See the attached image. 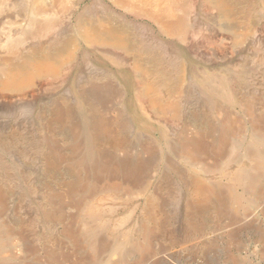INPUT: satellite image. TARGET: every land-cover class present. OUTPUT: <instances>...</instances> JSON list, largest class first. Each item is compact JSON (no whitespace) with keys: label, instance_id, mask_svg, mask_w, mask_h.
<instances>
[{"label":"rangeland","instance_id":"374dc122","mask_svg":"<svg viewBox=\"0 0 264 264\" xmlns=\"http://www.w3.org/2000/svg\"><path fill=\"white\" fill-rule=\"evenodd\" d=\"M125 1L129 2L127 3L129 6L127 4H124V6L119 5L116 3V0H65V11L58 15V18L56 16L53 18V21L55 19L53 25L54 27L52 26L53 28H51L49 31L36 37L32 36V31L34 29V20L39 19L35 10L36 6L40 3L51 5L54 0H9L8 4L4 5L0 9V81L10 73V71H8L9 65L7 63H4V57L10 56L12 58L14 56L16 58L13 59L15 62L22 61L23 58H25V56L27 55H32L37 58L48 57L50 60H52L53 57H56L55 55L57 53L64 49L67 41L79 38V40H75L78 47L74 51L73 61H71L61 71L62 78L47 80L43 82L41 81L39 82V84H37L38 86L35 85L34 87H32V89L18 91L16 93L12 90H0V93H3L2 95H0V188H2L1 190L5 193L7 200L6 207L3 210L2 222L8 224L9 226L12 225L14 229H20L21 226L23 227V230L25 228L24 232L27 235V241L29 245H31V243H34L35 247L39 248V263L43 264L46 255L44 249L46 247V249H50L53 247V249H57V252H61L62 248L64 250H70V248L72 247V244L69 243L68 239L63 234V230L66 228V225H68L70 221L69 215L80 218L76 226L78 228V231H80L85 237L88 238V235H85L86 228H84V225L87 226V224L89 223L88 216L85 213L87 212V210H85V208L78 209L73 205L67 207L65 209L63 220L57 223L49 222L45 219L44 216L47 211H56V201L60 199V196L58 197L56 195H50L49 193H47L48 189L56 190L55 192L57 194L58 190L61 191L63 189V184H65V182L67 183L76 181V179H78L80 184H82V182L86 181L87 176L85 177V175L87 174V172H89V179L87 182L88 185H90V188L87 186V189L82 193H77L78 198L82 196L86 198L88 194L91 193L92 185L95 183V165L98 166V164L102 163L103 157L101 156L104 155L105 151L109 149L111 153H114V157L116 158H120V155L123 156V154L132 155L133 159L135 158L134 160H136V157L138 159L144 156L143 152L146 151L145 147L151 146L153 144L151 146L154 155L151 160V166L153 168L150 167L151 169L149 168L147 174L150 175L151 180L150 183L147 184L145 194L140 193L133 198H128L132 201V204H130L129 207L124 208L119 206L118 203H114L113 205L111 203H106L101 208L100 197H91L88 199L89 201L86 202V204L89 203L88 205H90V209L97 207L101 208V211L98 214L99 217L93 219L94 221L91 220L90 223L94 225L95 228H97L94 231L96 235L98 234L96 238L104 237L103 239L104 241H106L105 250L101 253L96 262H92L90 264H112L115 261L120 264H157L154 263L155 260L153 261L151 259V262L149 259L143 263L135 261L138 256L137 253L139 254V243L142 240V225L144 223L142 211L144 209V204L146 203V196H148L149 194L154 195L155 197H157V194H159V196L162 195V199L160 197L161 200H159V196L157 197V199L161 202V207L163 208L164 212L167 211V213L171 215V223L175 238L173 240H169L166 235L163 240L161 239L160 243H170L167 246L169 247V249L171 248L170 252H172V254L174 253V258H172V261L177 262L176 264H264V199H261L259 202H252L248 200L245 195L246 189L243 185L235 187L234 192L236 194L239 193V195H235V198L232 201V206H235V204L238 205L237 203L242 206H244V204L247 205L248 209L244 210L245 214L243 215V219H241L240 222H235L234 220V222L227 221V225L225 223L223 225L224 228L220 229L221 232L223 230L222 233L219 229L210 227L206 228V231L209 229L211 230L204 232L202 238H200L201 240H199L200 242L198 241L199 243L186 239L185 233L190 229L189 223H191L192 218H194V215L191 214L192 212L188 207V204L191 202L190 200L195 199L191 189L189 188V183L192 181L193 177H202L206 183H209L210 181V183L214 184L215 182L216 186H222L220 187V189H223V187H226L228 184H230L231 179L229 176L226 177V175H220L215 171L210 172V174H203L202 171H200L202 169V166L192 164L187 159H184L179 155L181 151L180 149H182L181 141L183 142L185 140L184 137L187 132V129L185 128H187L189 125L194 126L196 124L194 128L196 127L208 131L210 135L209 139L212 140L213 143L215 142V146H219V142H217V136H219L221 132L222 121L224 120L225 116H228V114H232L239 118H242L241 120L245 123L244 125L246 126L245 130L247 133L241 142L240 139L242 138V134L239 135L240 137L236 134L239 138H237L235 142L238 143L241 153L240 154L238 152L237 156H239L240 154L239 157L242 158L243 152L245 150H248L249 147H255V151H257L256 149L258 148L264 149L262 148L264 147V141H261L260 139L258 140L253 135L252 125H250L251 122L249 121L247 110L245 108V104L248 103L253 106L255 113L256 111L257 113L261 112L260 114L264 116V0H243V4L240 5L243 6L244 4H247L249 6L246 7L249 10V21L253 20L255 22V24H253L255 29L257 26V29L255 30L256 35L253 37H249L245 43L241 44H237L235 41L236 31L234 27L238 26L239 23L241 26L244 22H239L240 20H237L238 18L236 16H233L232 18H224V16H222V13L218 11L214 0H182V2L181 0L173 1V7L175 8V12L171 17L173 19H176L182 15L181 13L183 12L179 9L181 5L186 2L193 5V9L191 12L192 15H190V23L191 25L194 24V28L189 31L191 34L188 33L185 37V40H180L179 38L169 37L165 35L161 32L157 24L154 23L149 17L140 15L138 13L136 14V12H134L132 8V5L130 4V0ZM228 1L235 3L241 2V0ZM143 6L148 5L143 4ZM215 20H217V23L215 22ZM225 20L227 22H225ZM84 21L92 24L94 28L100 29L108 28L111 26L125 27L129 31H133L136 36L138 35V39H141L142 41L144 38L147 39L149 37L151 38V40L153 39L156 42L164 43L167 46L169 53L165 54V52L159 50V48L155 47V45L147 43L149 42L147 41L145 43V46L151 49V51L157 58L152 59L147 54H142L140 58H144L143 61L145 63L148 62L146 63V65H150L152 69L154 67H159L155 65L158 63H160V66H162L159 67V70L161 71L160 73H158V76L154 75L149 77L147 81L149 85L158 82V80L160 79L159 77L164 76L163 74L165 73H167V76L165 77L166 82H171V84H174V80L179 77V71L181 69L183 70V81L181 88L184 91L179 98L182 103H185V101H187L185 99H187L188 97L190 99H193L192 103L190 102L189 104L188 112L183 115L184 123L180 119L172 118L169 115L162 116V114H158L156 112V114H154V111L147 102V97L144 93L145 84L142 83V78L136 74L135 69L133 68V58L128 57L124 53L112 48L89 45L86 41H84L80 32L82 23H84ZM241 21H243V19H241ZM226 23H228V25ZM206 29H208L207 31L209 32H207ZM9 37L12 39L22 40V47L19 51H14V53L11 54L8 53L5 44ZM211 44H214L216 46L214 47V45ZM222 45H226V47H223ZM231 52L233 53L231 54ZM247 63H251L250 66ZM235 74L236 77H234ZM228 82L229 84H227ZM212 83L214 86L216 84L218 85L214 87ZM110 84L112 87L110 86ZM239 85L242 86L239 87ZM216 88H218L219 91H217L218 89ZM226 88L229 90V95L227 94L228 91ZM210 93L212 94L210 95ZM158 95H163L166 101L172 99L169 96L170 94L165 89H163L162 92ZM203 96L205 97V99L203 98ZM197 97L199 98V100H197ZM224 97L226 101L224 100ZM253 98L255 102L253 101ZM212 99L213 101L211 102ZM217 100H219V102ZM213 104H215V106ZM209 107L212 110H210ZM57 108H63L64 110H66V117L61 124L56 123V120L54 119L56 117L55 113ZM194 112H198L200 116H195ZM193 115L195 117H192ZM163 117H165V119ZM168 118H170L169 120L171 121V123H168ZM108 119H114L116 121L118 120L117 127H119L120 130H118L117 133V141L119 139L121 142V145H119V147H117V141H106V139L104 138L105 135L101 133V128L104 126L103 120ZM186 119L187 121L191 120V122L185 123ZM98 122L102 123L101 127L100 125H98ZM210 123L214 128L212 132L207 129V124ZM167 129L169 131H167ZM14 130L15 132H13ZM140 133L144 136H142ZM148 134H150L151 136ZM215 134L217 135L215 136ZM182 135L183 138H181ZM128 139L131 141L129 142ZM250 143L255 145L253 146ZM179 144L181 147L179 146ZM242 145L243 149L241 148ZM51 148H56L57 156L59 155V153H62L59 157L62 159H60V163L56 168V171L49 170L46 165V157H48L49 153L52 151ZM77 149L81 150H79L78 152ZM235 149L233 150V152L235 151ZM140 150L142 151V153H140ZM154 151H156V153ZM207 154L209 155V157H211V153ZM80 155H84V160L82 159L83 156L81 157ZM67 156L70 159H68ZM209 157H207L208 160H211L209 159ZM162 158L165 162V165L168 164V167H165ZM179 160H181V162ZM77 161H81L84 164V167L82 169L76 168ZM8 164H10L11 166ZM161 165L163 166V168ZM235 166V162L229 164V168L231 170H235ZM87 167L88 169H91H89L88 171L86 170ZM246 167L249 166L246 165ZM166 169L168 170L166 171ZM167 172L168 174H166ZM117 177L119 178V175L116 174L115 178ZM98 179L100 181H98ZM98 179L97 181L99 183L105 184L108 178L102 176ZM139 180L137 182L138 185H143V178H139ZM184 182L188 184L186 185ZM150 189L153 190L151 191ZM13 191L15 194L13 193ZM155 193L157 194L155 195ZM242 196H244V201L239 200V198H241ZM38 207L41 208L38 209ZM17 208H20L22 217H17L14 215ZM43 209L45 210L43 211ZM119 213L120 215H118ZM128 213L129 215L125 216ZM105 217H107L108 220ZM205 218L206 215L200 219L202 220ZM260 220L262 223L260 222ZM122 223L124 226L122 225ZM231 223L235 224L232 225ZM49 226L51 229H49ZM253 227L255 228V230ZM105 228H108L109 230H106ZM130 230L132 231V233H130ZM89 240H91L90 237ZM132 240L136 242H133ZM205 240L208 244L205 243ZM131 243H133L134 245ZM90 244L91 243H87V248L83 249L80 253L86 254L88 252V249H90L91 247ZM22 245L23 243H20V241H17L16 239H6L4 247L7 249L6 254H12V257L9 258L12 264H14V262L15 264H20L19 261H21V264H23L22 260L18 259L20 258L19 254ZM154 255L156 257L159 256L158 246L154 250ZM120 257H123L122 260L120 259ZM34 258L35 257L32 258V256L29 257V254H27V259L29 261L32 262ZM233 260H235V263H233ZM52 264L58 263L56 262Z\"/></svg>","mask_w":264,"mask_h":264},{"label":"bare ground","instance_id":"6f19581e","mask_svg":"<svg viewBox=\"0 0 264 264\" xmlns=\"http://www.w3.org/2000/svg\"><path fill=\"white\" fill-rule=\"evenodd\" d=\"M9 0H0V9L8 4ZM115 1V0H114ZM173 1L174 0H130V4L132 5V8L136 14L144 15L146 17H149L154 23L157 24L159 29L162 33L169 37H176L180 40H185V37L187 36L189 31L194 28V24L191 25L190 23V15L193 9V5L190 3H184L179 7V9L183 12L182 15L178 18H171L172 15L175 12V8L173 7ZM215 4L217 6L218 11L222 13V16L224 18H229L236 16L240 20L239 22L243 25L240 26V23L238 26L234 27L236 31V37L235 41L237 44L245 43L249 37H253L256 35V29L253 24L255 22L253 20L249 21L248 14L249 10L246 7H249L247 4H244L243 6H240L243 4V0L239 3L230 2L228 0H214ZM14 2V1H13ZM126 2V3H125ZM182 2V0H181ZM261 2V1H260ZM116 3L119 5H126L127 1L125 0H116ZM115 3V4H116ZM176 3V2H175ZM264 3V1H263ZM65 0H54L51 5L46 4H37L36 6V13L39 19L34 20V29L32 31V36H39L43 33H46L54 26L53 18L56 16L58 18V15L63 13L65 11ZM142 4V5H141ZM143 4H147L148 6H143ZM249 4V3H248ZM128 5V4H127ZM247 5V6H245ZM264 5V4H263ZM129 6V5H128ZM215 6V5H214ZM127 7V6H126ZM179 11V10H178ZM133 12V11H132ZM215 14V12H214ZM251 14V13H250ZM257 16V14H256ZM254 17V16H253ZM259 17V16H258ZM262 17V16H261ZM216 18V17H215ZM223 18V17H222ZM248 18V19H247ZM257 18V17H256ZM208 19V18H207ZM243 19V21H241ZM262 19V18H261ZM236 20V19H235ZM260 20V19H258ZM193 21V20H192ZM217 20H215L216 22ZM224 21V20H221ZM196 22V21H195ZM194 22V23H195ZM225 22H227L225 20ZM238 22V21H237ZM253 22V23H252ZM193 23V22H192ZM217 23V22H216ZM222 24V23H221ZM228 25V23H226ZM236 24V23H235ZM257 24V23H256ZM53 26V27H52ZM205 28V27H204ZM217 28V27H216ZM226 28V27H225ZM232 28V27H231ZM233 28V30H234ZM209 29V28H208ZM206 29V31L208 30ZM221 29V28H220ZM214 30V28H213ZM229 30V29H228ZM231 31V29H230ZM81 36L89 45L91 46H102L107 48H112L117 51H120L124 53L128 57H132L134 62V69L136 74L142 78L143 82L145 84V95L147 97V102L149 103L150 107L153 109L154 114H162L163 115H169L172 118H178L183 122V115L188 112V107L190 102L192 103L193 99H190L189 97L185 100V103H182L180 100V96L182 92L184 91L182 86L183 81V70L181 69L179 72V77L174 80L175 83L171 84L166 82L165 77L167 76V73L163 74L164 76L159 77L160 79L155 84L149 85L147 83L149 77L151 76H158V73H160L161 70H159L160 63L155 64L159 67H154L153 69L150 67V65H146L148 62H144L141 57L142 54L149 55L152 59L157 58L151 49L145 46V43H151L155 45V47H158L159 50L162 52H165V54L169 53L167 46L164 43L156 42L151 38H144L143 41L141 39H138V35L133 31H129L125 27H115L111 26L108 28H94L92 24H90L87 21H84L82 23L81 27ZM209 32V31H207ZM233 33V32H231ZM191 34V33H190ZM147 35V34H146ZM200 35V34H199ZM190 36V35H189ZM213 36V35H212ZM261 36V35H260ZM79 37V36H78ZM220 37V36H219ZM227 38V37H226ZM72 39V38H69ZM75 40H79L75 39ZM75 40H69L66 43V46L62 51L57 53L53 57L52 60H50L48 57H41L37 58L32 55H27L25 58H23L22 61L15 62L13 59L14 56L11 58L10 56L4 57V63H7L9 65L8 71L10 73L8 76L4 77L0 81V90H12L18 92L23 90L32 89L35 85L39 84V82L47 81V80H55L62 78L61 71L63 68H65L71 61H73L74 51L77 49L78 45ZM232 40V39H231ZM252 40V39H251ZM256 40V39H255ZM259 40V39H258ZM24 41V40H23ZM159 41V40H158ZM161 41V40H160ZM220 41V40H219ZM225 41V40H224ZM211 42V41H210ZM223 42V41H222ZM252 42V41H251ZM182 43V42H181ZM187 43V42H186ZM190 43V42H188ZM256 43V42H255ZM148 45V44H147ZM214 45V44H211ZM210 45V46H211ZM229 45V44H227ZM6 49L8 50V53H14V51H19L22 47V40L20 39H12L9 37L6 44ZM216 45H214L215 47ZM223 47L226 45H222ZM235 46V45H234ZM213 47V46H212ZM213 49V48H212ZM217 49V48H216ZM222 49V48H221ZM227 49V48H226ZM234 49V48H233ZM232 49V50H233ZM237 49V48H236ZM79 51V50H78ZM231 51V50H230ZM233 52H231L232 54ZM237 53V52H236ZM230 55V54H229ZM19 56V55H18ZM23 56V55H22ZM226 56V55H225ZM247 56V55H246ZM249 56V55H248ZM21 57V56H20ZM162 57V56H161ZM18 58V57H17ZM52 58V57H51ZM249 58V57H248ZM16 59V58H15ZM231 59V57H230ZM250 59V58H249ZM132 60V61H133ZM120 61V60H118ZM184 61V60H183ZM229 62V61H228ZM252 62V61H251ZM120 63V62H119ZM154 63V62H153ZM181 64V63H180ZM244 64V63H243ZM250 64L251 63H247ZM253 64V63H252ZM130 65V64H129ZM128 65V66H129ZM164 66V65H163ZM240 67V66H239ZM252 67V66H251ZM237 68V67H236ZM235 68V69H236ZM165 69V68H164ZM249 69V68H248ZM132 70V69H131ZM166 70V69H165ZM185 71V70H184ZM177 72V71H176ZM175 72V73H176ZM231 72V70H230ZM63 73V72H62ZM215 74V73H214ZM228 74V73H227ZM234 74V73H233ZM2 75V74H1ZM160 75V74H159ZM245 75V74H244ZM169 76V75H168ZM209 76V75H208ZM212 76V75H211ZM239 76V75H238ZM236 77V74L234 75ZM233 77V78H234ZM248 77V76H247ZM229 78V77H227ZM242 78V77H241ZM158 79V78H157ZM172 79V78H171ZM220 79V78H219ZM218 79V80H219ZM223 79V78H222ZM240 79V78H239ZM152 80V79H151ZM217 80V79H216ZM226 80V79H225ZM233 80V79H232ZM238 80V79H237ZM248 80V79H247ZM185 81V80H184ZM210 81V80H209ZM208 81V82H209ZM214 81V78H213ZM250 81V80H249ZM61 82V81H60ZM155 82V80H154ZM169 82V81H168ZM216 82V81H215ZM219 82V81H218ZM217 82V83H218ZM141 83V84H142ZM226 83V82H225ZM235 83V81H234ZM240 83V82H239ZM249 83V82H248ZM254 83V82H253ZM60 84V83H59ZM215 84V83H214ZM229 84V82L227 83ZM250 84V83H249ZM185 85V84H184ZM208 85V84H207ZM213 85V83H212ZM218 85V84H216ZM215 85V86H216ZM221 85V84H219ZM236 85V84H235ZM38 86V85H37ZM111 86V84H110ZM189 86V85H188ZM209 86V85H208ZM214 86V85H213ZM214 86V87H215ZM242 86V85H241ZM239 85V87H241ZM244 86V85H243ZM246 86V85H245ZM249 86V85H248ZM112 87V86H111ZM227 87V86H226ZM238 87V86H237ZM114 88V87H113ZM221 88V87H220ZM243 88V87H242ZM165 89L170 94L169 96L172 98L169 101H166L162 96L158 95L162 92V90ZM207 89V88H205ZM218 89V88H216ZM223 89V88H222ZM225 89V88H224ZM227 89V88H226ZM231 90V89H230ZM188 91V90H186ZM185 91V92H186ZM190 91V90H189ZM213 91V90H212ZM219 91V89L217 90ZM222 91V90H221ZM227 94L229 95V90L227 89ZM246 91V90H245ZM256 91V90H255ZM264 91V90H263ZM33 92V91H32ZM35 92V91H34ZM118 92V91H117ZM211 92V91H210ZM224 92V90H223ZM247 92V91H246ZM245 92V93H246ZM252 92V91H251ZM8 93V92H7ZM6 93V94H7ZM238 93V92H237ZM258 93V92H257ZM263 93V92H262ZM3 94V93H2ZM0 93V95H2ZM25 94V93H24ZM23 94V95H24ZM206 94V92H205ZM212 93H210L211 95ZM216 94V93H215ZM264 94V93H263ZM5 95V94H4ZM3 95V96H4ZM123 95V94H122ZM191 95V94H190ZM224 95V94H223ZM245 95V94H244ZM16 96V95H15ZM121 96V95H120ZM119 96V97H120ZM139 96V95H138ZM141 96V95H140ZM209 96V95H208ZM14 97V96H13ZM18 97V96H17ZM117 97V96H116ZM122 97V96H121ZM144 97V96H143ZM183 97V96H182ZM210 97V96H209ZM215 97V96H214ZM223 97V96H222ZM256 97V95H255ZM263 97V95H262ZM196 98V97H195ZM205 99V97L203 96ZM202 98V99H203ZM221 98V97H220ZM216 98V99H220ZM227 98V96H226ZM120 99V98H119ZM209 99V98H208ZM230 99V98H229ZM262 99V98H261ZM260 99V100H261ZM139 100V99H138ZM143 100V98H142ZM197 100L199 98L197 97ZM225 100V97H224ZM251 100V99H250ZM257 100V99H256ZM259 100V99H258ZM263 100V99H262ZM141 101V100H140ZM213 99L211 100V102ZM219 102V100H217ZM226 101V100H225ZM230 101V100H229ZM237 101V100H236ZM253 101L255 102L254 98ZM65 102V101H64ZM215 102V101H214ZM213 102V103H214ZM231 102V101H230ZM234 102V101H233ZM243 102V101H242ZM253 102V103H254ZM210 103V102H209ZM229 103V102H228ZM252 103V104H253ZM258 103V102H257ZM260 103V102H259ZM186 106H184V105ZM223 104V103H222ZM230 104V103H229ZM256 104V103H255ZM60 105V104H59ZM144 105V104H143ZM210 105V104H209ZM208 105V106H209ZM215 106V104H213ZM227 105V104H226ZM235 105V104H234ZM220 106V105H219ZM233 106V104H232ZM238 106V105H237ZM240 106V105H239ZM57 107V106H56ZM63 107V106H62ZM213 107V106H212ZM242 107V106H241ZM264 107V106H263ZM148 108V106H147ZM202 108V107H201ZM210 108V107H209ZM231 108V106H230ZM245 108L247 110V114L249 117V121L251 122L250 125H252V132L253 135L259 140L264 141V116L259 113L254 112V108L252 105L246 103ZM244 108V109H245ZM256 108V107H255ZM204 109V108H203ZM229 109V108H228ZM243 109V108H242ZM210 110H212L210 108ZM235 110V109H234ZM200 111V110H199ZM203 111V110H202ZM214 111V110H213ZM156 112V113H155ZM190 112V111H189ZM193 112V111H191ZM237 112V111H236ZM153 113V112H152ZM204 113V112H203ZM235 113V112H234ZM263 113V112H262ZM195 116H200L198 112H194ZM239 114V113H238ZM123 115V114H122ZM147 115V114H146ZM244 115V114H243ZM56 116V117H55ZM55 120L56 123H62L63 120L66 117V110L63 108H57L55 113ZM114 116V115H113ZM194 115L192 117H195ZM207 116V115H206ZM215 116V115H214ZM115 117V116H114ZM160 117V116H159ZM217 117V116H216ZM246 117V116H245ZM247 117V118H248ZM105 118V117H104ZM165 119V117H163ZM52 119V118H51ZM151 119V118H150ZM168 118V123L171 121ZM188 119V118H187ZM185 121V123H190L191 120ZM201 119V118H200ZM219 119V118H218ZM242 118H239L235 115L228 114V116L224 117V120L222 121V128L221 132L219 134L217 142H219V146H215L212 140L209 139L210 135L208 131L205 129H199L194 128V126H188L186 135L184 137V141H181L182 149H180L179 155L183 157L184 159H187L190 163L195 164L197 166H202L203 174H210V172H217L220 175H226L230 177V184H228L226 187H223V189H220L222 186H216L215 182L213 183H206L205 180L201 177H193L192 181L189 180V188L191 189L195 199L190 200L191 202L188 204V207L191 214L194 215V218H192L191 223H189L190 229L185 233V237L188 240L196 241L198 242L201 240L204 232L206 231V228H215V229H221L224 228V224L227 221H235L240 222L241 219H243V215L245 214L244 210H247V205L244 204V206L235 204V206H232V201L235 198V195H239V193H235L234 189L237 186L243 185L245 190V195L248 198V200L252 202H259L261 199H264V149H256L255 147H249L248 150H245L242 154V158H240V147L238 146V143L235 142L237 138H239L240 134H242V138L240 139V142L243 140V138L246 136V126L245 123L241 120ZM47 120V119H46ZM163 120V119H162ZM175 120V119H174ZM51 121V120H50ZM66 121V120H65ZM165 121V120H164ZM173 121V120H172ZM180 121V124H181ZM196 121V120H195ZM202 121V120H201ZM18 122V120H17ZM118 120L114 119H108L103 120V127L101 128V133L104 134V138L106 141H117L118 137ZM120 122V121H119ZM124 122V120H123ZM197 122V121H196ZM95 123V122H94ZM175 123V122H174ZM184 123V122H183ZM182 123V124H183ZM203 123V122H202ZM48 124V123H47ZM96 124V123H95ZM94 124V125H95ZM116 124V125H115ZM46 125V124H45ZM58 125V124H57ZM98 125H102L101 122H98ZM216 125V124H215ZM221 125V124H220ZM248 125V124H247ZM22 126V125H21ZM49 126V125H48ZM93 126V125H92ZM96 126V125H95ZM207 129L212 132L213 125L207 124ZM245 126V127H244ZM249 126V125H248ZM26 127V126H25ZM24 127V128H25ZM121 127V126H120ZM203 127V126H202ZM97 128V127H96ZM167 128V127H166ZM250 128V127H249ZM21 129V128H20ZM48 129V128H47ZM182 129V128H181ZM218 129V128H217ZM216 129V130H217ZM99 130V129H97ZM251 130V129H250ZM49 131V130H48ZM94 131V130H93ZM122 131V130H121ZM167 131H169L167 129ZM219 131V130H218ZM217 131V132H218ZM15 132V130L13 131ZM76 132V131H75ZM184 132V131H182ZM236 132V133H235ZM249 132V131H248ZM251 132V133H252ZM93 133V132H92ZM142 133V132H141ZM140 133V134H141ZM167 133V132H166ZM170 133V132H169ZM145 134V133H144ZM182 134V133H181ZM239 137H237V135ZM14 135V133H13ZM17 135V134H16ZM94 135V134H93ZM142 135V134H141ZM150 135V134H148ZM165 135V134H164ZM217 134H215L216 136ZM144 136V135H142ZM151 136V135H150ZM248 136V135H247ZM94 137V136H93ZM153 137V136H152ZM181 137V136H180ZM91 138V137H90ZM140 138V137H139ZM163 138V137H162ZM176 138V137H175ZM183 138V135L182 137ZM156 139V138H155ZM129 140V139H128ZM141 140V139H140ZM139 140V141H140ZM157 140V139H156ZM171 140V139H170ZM214 140V139H213ZM257 140V141H258ZM55 141V140H54ZM131 140H129L130 142ZM168 141V139H167ZM179 141V140H178ZM216 141V139H215ZM249 141V140H248ZM94 142V141H93ZM136 142V141H135ZM134 142V143H135ZM143 142V140H142ZM154 142V141H152ZM156 142V141H155ZM170 142V141H169ZM75 143V142H74ZM148 143V142H147ZM150 143V142H149ZM246 143V142H245ZM244 143V144H245ZM249 143V142H248ZM152 144V143H151ZM150 144V145H151ZM157 144V143H156ZM252 144V143H250ZM94 145V144H93ZM121 145L120 140L117 141V147ZM127 145V144H126ZM130 145V144H129ZM142 145V144H141ZM146 145V143H145ZM153 145V144H152ZM151 145V146H152ZM166 145V144H165ZM253 146L255 144H252ZM56 146V145H55ZM108 146V145H107ZM147 146L146 151L143 152L144 156L140 157L136 160L133 159L132 155H120V158L114 157V153L110 152L109 149L105 151L103 157L102 163L98 164V166L95 165V183L92 185L91 193L88 194V196L80 197L78 198L77 193H82L84 190L87 189L88 185V174L85 175L87 178L85 182H80L78 179L76 181L71 182H65L63 184V189L61 191L58 190V193L56 194V190H49L47 193L50 195H56L60 196V199L56 201V211L53 210L45 211V219L49 222H59L63 220V217L65 215V209L67 207H70L73 205L74 207L80 209L85 208L87 210L86 215L88 216V224L87 226L84 225V228H86V234L88 235V238L85 237L80 231H78V228L76 226L77 222H79L80 218L71 216L70 221L68 225H66V228L63 230L64 236L68 239L69 243L72 244V247L70 250H64L61 249V252H57V249H44L46 255L44 259L43 264H52V263H58V264H90L94 263L98 260L101 253L106 248V241H104L103 238H96L97 235L94 232L95 226L90 223V221H94L93 219H96L99 217L100 209L106 204L111 203L112 205L114 203H118L119 206L122 208L129 207L130 204H132V201L128 198H133L137 196L140 193L145 194L147 189V184L150 183L151 177L148 174L149 168L152 167L151 160L153 158V151L152 147ZM180 146V144H179ZM78 147V146H77ZM181 147V146H180ZM243 145L241 146V148ZM248 147V146H247ZM50 148V147H49ZM122 148V147H121ZM175 148V147H174ZM236 148V149H235ZM264 148V147H262ZM94 149V148H93ZM120 149V148H119ZM138 149V148H136ZM154 149V148H153ZM161 149V148H160ZM163 149V147H162ZM166 149V148H165ZM173 149V148H172ZM235 151L233 152V150ZM243 149V148H242ZM51 152L49 153L48 157H46V165L47 168L51 171H56V168L59 166V161L62 158H59L62 153H59L57 156L56 154V148H51ZM78 150V149H77ZM81 150V149H79ZM78 150V152H79ZM95 150V149H94ZM129 150V149H128ZM59 151V150H58ZM84 151V149H83ZM100 151V150H99ZM127 151V150H125ZM124 151V152H125ZM136 151V150H135ZM141 151V150H140ZM161 151V150H160ZM166 151V150H165ZM231 151V152H229ZM74 152V151H73ZM156 153V151H154ZM168 152V151H167ZM172 152V150H171ZM174 152V151H173ZM238 152L240 153L239 156H237ZM2 153V152H1ZM85 153V152H84ZM128 153V152H127ZM126 153V154H127ZM142 153V151L140 152ZM163 153V152H162ZM175 153V152H174ZM207 153H211V157ZM99 154V153H98ZM116 154V153H115ZM122 154V153H121ZM166 154V153H165ZM173 154V153H172ZM176 154V153H175ZM5 155V154H4ZM3 155V156H4ZM46 155V154H45ZM119 155V154H117ZM143 155V154H142ZM174 155V154H173ZM208 155V156H206ZM81 156V155H80ZM83 156V157H82ZM82 159L84 158V155H82ZM125 156V157H124ZM164 156V155H162ZM161 156V157H162ZM177 156V155H176ZM100 157V158H101ZM172 157V156H171ZM211 160H208V158ZM64 158V156H63ZM68 158V156H67ZM75 158V157H74ZM164 158V157H163ZM162 158V160H163ZM170 158V157H168ZM70 159V158H68ZM175 159V158H174ZM84 160V159H83ZM82 160V161H83ZM134 160V161H133ZM181 162V160H179ZM206 161V163H205ZM164 162V160H163ZM171 162V161H170ZM177 162V161H176ZM232 162H235V170H231L229 168V164ZM88 163V162H87ZM86 164V163H85ZM97 164V163H96ZM170 164V163H169ZM173 164V163H172ZM10 165V164H8ZM87 165V164H86ZM85 165V166H86ZM165 165V162H164ZM168 165V164H167ZM165 165V167L167 166ZM248 165L249 167H246ZM11 166V165H10ZM88 166V165H87ZM91 166V165H90ZM160 166V165H159ZM162 166V165H161ZM181 166V165H180ZM183 166V165H182ZM84 167V164L81 161L76 162V168L82 169ZM164 167V168H165ZM168 167V166H167ZM176 167V166H175ZM196 167V166H195ZM153 168V167H152ZM163 168V166H162ZM170 168V167H169ZM186 168V167H185ZM46 169V168H45ZM44 169V170H45ZM91 169V168H89ZM88 167L86 170H88ZM121 169V173H120ZM151 169V168H150ZM161 169V168H160ZM75 170V169H74ZM73 170V171H74ZM85 170V169H84ZM168 169H166L167 171ZM173 171V170H171ZM186 171V169H185ZM49 172V171H48ZM83 172V171H82ZM160 172V171H159ZM165 172V171H164ZM163 172V173H164ZM175 172V171H174ZM177 172V171H176ZM52 173V172H50ZM49 173V174H50ZM84 173V172H83ZM11 174V173H9ZM81 174V173H80ZM116 174L119 175V178H115ZM168 174V172L166 173ZM165 174V175H166ZM14 175V174H13ZM55 175V174H54ZM74 175V174H72ZM161 175V174H160ZM212 175V174H211ZM80 176V175H79ZM105 176L107 177V182L105 184H101L98 181H100L98 178ZM175 176V175H174ZM214 176V175H213ZM94 177V176H93ZM157 177V176H156ZM166 177V176H165ZM216 177V176H215ZM21 178V177H20ZM92 178V177H91ZM139 178H143V182L141 186L138 185ZM164 178V177H163ZM161 178V179H163ZM169 178V177H168ZM183 178V177H182ZM210 178V177H209ZM225 178V177H222ZM50 179V177H49ZM52 179V178H51ZM98 179V181H97ZM174 179V178H173ZM177 179V178H176ZM26 180V179H25ZM30 180V179H29ZM72 180V179H71ZM93 181V180H92ZM140 181V180H139ZM157 181V180H156ZM160 181V180H159ZM162 181V180H161ZM184 181V180H183ZM223 181V180H222ZM49 182V181H48ZM154 182V181H153ZM166 182V181H165ZM187 182V181H185ZM184 182V183H185ZM219 182V181H217ZM229 182V181H228ZM1 183V182H0ZM93 183V182H92ZM155 183V182H154ZM159 183V182H158ZM174 183V182H173ZM7 184V183H6ZM90 184V183H89ZM153 184V183H152ZM186 184V183H185ZM188 184V183H187ZM186 184V185H187ZM223 184V183H222ZM10 185V184H9ZM50 185V184H49ZM226 185V184H225ZM17 186V185H16ZM37 186V185H36ZM151 186V185H150ZM155 186V185H154ZM158 186V185H157ZM3 187V186H2ZM20 187V186H19ZM50 187V186H49ZM15 188V187H14ZM90 188V187H89ZM0 188V264H12L9 258L12 257L11 253L6 254L7 249L4 247L6 239H16L17 241L22 242V248L20 249V254L18 258L19 260H22L23 264H40L39 263V254L38 249L35 247L34 243L29 245L27 241V235L25 234L23 227L21 226L20 229H14L11 226H9L6 223H3V210L6 207V195ZM27 189V188H26ZM39 189V187H38ZM149 189V187H148ZM241 189V188H240ZM43 190V189H42ZM46 190V189H45ZM151 190V189H150ZM153 190V189H152ZM151 190V191H152ZM10 191V190H9ZM17 191V190H16ZM23 191V190H22ZM21 191V192H22ZM8 192V191H7ZM12 192V191H11ZM41 192V191H40ZM45 192V191H44ZM244 192V190H243ZM14 193V191H13ZM12 193V194H13ZM28 193V192H27ZM34 193V192H33ZM37 193V192H36ZM148 193V191H147ZM146 193V194H147ZM151 193V192H150ZM189 193V192H188ZM224 193V194H223ZM15 194V193H14ZM42 194V193H41ZM157 193H155L156 195ZM190 194V193H189ZM241 194V192H240ZM33 195V194H32ZM85 195V194H82ZM142 195V194H141ZM12 196V195H11ZM159 194H157V197ZM241 196V195H240ZM13 197V196H12ZM45 197V196H44ZM95 198L100 197L101 200V208H93L90 209L88 204L89 198ZM144 197V195H143ZM154 195H148L146 196V203L144 204V209L142 211L143 217H144V223L142 225V240L139 243V254L137 253L136 262H146V260H155L154 263L157 264H176L177 262H173L172 258H174V253L170 252L171 248L167 246L168 244L160 243L161 239L163 240L164 237H166L169 240H173L175 238L174 230L171 223V215L166 212H164L163 208L161 207V202L159 200L162 199V195L159 196V200ZM161 197V199H160ZM238 197V196H237ZM242 196L239 198V200H243ZM10 198V197H9ZM51 198V197H50ZM124 198V199H123ZM127 198V199H126ZM138 198V197H137ZM189 198V197H188ZM54 199V198H53ZM144 199V198H143ZM11 200V199H10ZM48 200V199H47ZM133 200V199H132ZM165 200V198H164ZM237 200V199H236ZM31 201V200H30ZM34 201V200H33ZM244 201V200H243ZM246 201V200H245ZM9 202V201H8ZM46 202V201H45ZM247 202V201H246ZM20 203V202H19ZM48 203V202H47ZM54 203V201H53ZM91 203V202H90ZM135 203V202H134ZM141 203V202H140ZM144 203V202H143ZM165 203V202H164ZM261 203V202H260ZM36 204V203H35ZM38 204V203H37ZM42 204V203H39ZM92 204V203H91ZM247 204V203H246ZM252 204V203H251ZM48 205V204H47ZM55 205V204H53ZM96 205V202H95ZM255 205V204H253ZM10 206V205H9ZM32 206V204H31ZM49 206V205H48ZM46 206V207H48ZM107 206V205H106ZM111 206V205H109ZM240 206V207H238ZM11 207V206H10ZM136 207V206H135ZM134 207V209H135ZM139 207V206H138ZM164 207V206H163ZM255 207V206H254ZM41 207H38V209ZM50 208V207H49ZM48 208V209H49ZM54 208V207H53ZM257 208V207H256ZM260 208V207H258ZM263 208V207H262ZM37 209V210H38ZM51 209V208H50ZM131 209V208H129ZM14 210V209H13ZM45 209H43L44 211ZM82 210V209H81ZM112 210V209H111ZM116 210V209H115ZM261 210V209H258ZM140 211V210H138ZM257 211V210H256ZM39 212V211H36ZM175 212V211H174ZM72 213V212H71ZM116 213V212H115ZM118 213V212H117ZM122 213V212H121ZM127 213V212H126ZM248 213V212H247ZM252 213V211H251ZM256 213V212H255ZM253 213V214H255ZM258 213V212H257ZM75 214V213H73ZM82 214V213H81ZM103 214V213H102ZM132 214V213H131ZM15 216L22 217L21 216V210L20 208H17L15 211ZM44 215V214H43ZM79 215V214H78ZM83 215V214H82ZM120 215V213L118 214ZM126 214L125 216H128ZM133 215V214H132ZM135 215V213H134ZM174 215V214H173ZM206 215L205 219H200ZM106 216V215H105ZM115 216V215H114ZM124 216V215H122ZM249 216V214H248ZM253 217V216H252ZM263 217V216H262ZM82 218V217H81ZM107 218V217H105ZM128 218V217H127ZM196 218V219H195ZM248 218V217H247ZM43 219V218H42ZM90 219V220H89ZM240 219V220H238ZM255 219V218H254ZM259 219V218H258ZM24 220V219H23ZM45 220V221H46ZM87 220V219H86ZM106 220V219H105ZM108 220V218H107ZM111 220V218H110ZM113 220V219H112ZM131 220V219H130ZM263 220V219H262ZM100 221V220H99ZM104 221V220H103ZM134 221V220H133ZM233 221V222H234ZM248 221V220H247ZM254 221V220H253ZM20 222V221H19ZM87 222V221H86ZM109 222V221H107ZM252 222V221H251ZM258 222V220H257ZM261 222V220H260ZM17 223V222H16ZM99 223V222H98ZM120 223V222H119ZM118 223V224H119ZM140 223V222H139ZM262 223V222H261ZM83 224V223H82ZM100 224V223H99ZM102 224V223H101ZM131 224V223H129ZM232 224V223H231ZM230 224V225H231ZM235 224V223H234ZM232 224V225H234ZM264 224V223H263ZM44 225V224H43ZM53 225V224H52ZM105 225V224H104ZM112 225V224H111ZM123 225V223H122ZM138 225V224H137ZM229 225V226H230ZM261 225V224H260ZM51 226V225H50ZM49 226V229H51ZM54 226V225H53ZM64 226V224H63ZM108 226V225H107ZM124 226V225H123ZM130 226V225H129ZM133 226V225H132ZM135 226V224H134ZM257 226V225H256ZM264 226V225H263ZM80 227V226H79ZM60 228V227H59ZM102 228V227H101ZM129 228V227H128ZM127 228V229H128ZM252 228V227H251ZM254 228V227H253ZM106 229V228H105ZM108 229V228H107ZM106 229V230H107ZM137 229V228H136ZM233 229V228H232ZM238 229V228H237ZM245 229V228H244ZM262 229V228H261ZM109 230V229H108ZM132 230V229H131ZM130 230V231H131ZM211 230V229H209ZM207 230V231H209ZM213 230V229H212ZM231 230V229H230ZM255 230V228H254ZM259 230V229H258ZM62 231V230H61ZM99 231V230H98ZM206 231V232H207ZM214 231V230H213ZM217 231V230H216ZM234 231V230H233ZM237 231V230H236ZM245 231V230H244ZM264 231V230H263ZM44 232V231H43ZM124 232V230H123ZM221 232V230H220ZM223 232V230H222ZM221 232V233H222ZM261 232V231H260ZM33 233V232H32ZM46 233V232H45ZM62 233V232H61ZM132 233V231L130 232ZM54 234V233H53ZM56 234V233H55ZM62 234V235H63ZM239 234V233H238ZM104 235V234H102ZM243 235V232H242ZM130 236V234H129ZM132 236V235H131ZM140 236V235H139ZM232 236V235H231ZM259 236V235H258ZM262 236V235H261ZM42 237V236H40ZM48 237V236H47ZM55 237V236H54ZM89 237L91 240H89ZM107 237V235H106ZM112 237V236H111ZM116 237V236H115ZM233 237V236H232ZM58 238V237H57ZM56 238V239H57ZM118 238V236H117ZM131 238V237H130ZM134 238V237H133ZM140 238V237H139ZM234 238V237H233ZM236 238V237H235ZM52 239V238H51ZM50 239V240H51ZM62 239V238H61ZM239 239V238H238ZM55 240V239H54ZM106 240V239H105ZM127 240V239H126ZM231 240V239H230ZM262 240V239H260ZM32 241V240H31ZM108 241V240H107ZM119 241V240H118ZM117 241V242H118ZM133 241V240H132ZM138 241V240H137ZM203 241V240H202ZM214 241V240H213ZM229 241V240H228ZM64 242V241H63ZM136 242V241H133ZM169 242V241H168ZM200 242V241H199ZM198 242V243H199ZM208 242V241H207ZM232 242V241H231ZM43 243V242H41ZM57 243V242H56ZM87 243H91L90 249H88V252L86 254L80 253L83 249L87 248ZM111 243V242H109ZM113 243V242H112ZM128 243V242H127ZM202 243V242H201ZM200 243V244H201ZM206 243V240H205ZM217 243V242H216ZM262 243V242H261ZM69 244V245H70ZM133 244V243H131ZM137 244V243H136ZM195 244V242H194ZM208 244V243H206ZM12 245V244H11ZM19 245V244H18ZM128 245V244H126ZM134 245V244H133ZM192 245V244H191ZM190 245V246H191ZM199 245V244H198ZM197 245V246H198ZM243 245V244H242ZM15 246V245H14ZM38 246V245H37ZM44 246V245H43ZM58 246V245H57ZM67 246V245H66ZM71 246V245H70ZM138 246V245H137ZM158 246L159 250V256L156 257L154 255V250ZM200 246V245H199ZM198 246V247H199ZM215 246V244H214ZM13 247V246H12ZM61 247V246H60ZM119 247V246H117ZM121 247V246H120ZM128 247V246H127ZM133 247V246H132ZM171 247V246H170ZM37 248V250H36ZM69 248V247H68ZM89 248V247H88ZM131 248V247H130ZM124 249V248H123ZM217 249V248H216ZM231 249V248H230ZM10 250V249H9ZM41 250V249H40ZM59 250V249H58ZM131 250V249H130ZM43 251V252H44ZM87 251V250H86ZM122 251V249H121ZM129 251V249H128ZM182 251V250H181ZM9 252V251H8ZM14 252V251H13ZM156 252V251H155ZM176 252V251H175ZM41 253V252H40ZM108 253V252H107ZM130 253V252H129ZM136 253V252H135ZM183 253V252H181ZM215 253V252H214ZM230 253V252H229ZM232 253V252H231ZM251 253V252H250ZM27 254H29V257L32 256L35 257L34 260L31 262L27 259ZM43 254V253H42ZM104 254V253H103ZM179 254V253H178ZM235 254V253H234ZM254 254V253H253ZM127 255V254H125ZM129 255V254H128ZM191 255V254H190ZM195 255V254H193ZM233 255V254H232ZM15 256V255H14ZM41 256V255H40ZM118 256V255H116ZM115 256V257H116ZM124 256V255H123ZM136 256V254H135ZM192 256V255H191ZM199 256V255H197ZM205 256V255H204ZM239 256V255H238ZM248 256V255H247ZM16 257V256H15ZM18 257V256H17ZM42 257V256H41ZM125 257V256H124ZM130 257V256H129ZM179 257V255H178ZM123 258V257H122ZM120 257V259L122 260ZM199 258V257H198ZM197 258V259H198ZM206 258V257H205ZM246 258V257H245ZM15 259V258H14ZM13 259V260H14ZM114 259V258H113ZM178 259V258H177ZM192 259V258H191ZM196 259V258H195ZM204 259V258H203ZM16 260V259H15ZM118 260V261H121ZM150 260V262H151ZM190 260V259H189ZM115 261V260H114ZM192 261V260H191ZM195 261V260H194ZM201 261V260H200ZM209 261V260H208ZM235 263V260H233ZM69 262V263H68ZM149 262V261H148ZM147 262V263H148ZM190 262V261H189ZM202 262V261H201ZM230 262V261H229ZM21 264V261H19ZM111 263V262H110ZM135 263V262H133ZM182 263V262H181ZM186 263V262H185ZM15 264V262H14ZM17 264V263H16ZM112 264H120L118 262H113ZM123 264V263H122ZM132 264V263H131ZM150 264V263H149ZM202 264V263H201ZM229 264V263H228ZM231 264V263H230Z\"/></svg>","mask_w":264,"mask_h":264}]
</instances>
